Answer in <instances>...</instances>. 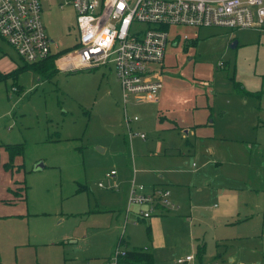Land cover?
<instances>
[{"label":"rangeland","instance_id":"374dc122","mask_svg":"<svg viewBox=\"0 0 264 264\" xmlns=\"http://www.w3.org/2000/svg\"><path fill=\"white\" fill-rule=\"evenodd\" d=\"M43 17L53 50L74 49L73 6ZM181 27L156 68L183 100L209 98L210 134L161 124L156 100L125 104L112 66L42 74L0 34V264H104L122 236L150 244L156 264L188 253V264H264V208L249 203L243 219L231 196L264 165V85L234 89L264 80V29ZM125 105L146 137H130ZM134 176L147 191L169 183L178 208L139 220L146 205L127 210Z\"/></svg>","mask_w":264,"mask_h":264},{"label":"built area","instance_id":"2783aa9c","mask_svg":"<svg viewBox=\"0 0 264 264\" xmlns=\"http://www.w3.org/2000/svg\"><path fill=\"white\" fill-rule=\"evenodd\" d=\"M76 11L79 39L74 49L54 51L43 17L45 6ZM172 26H220L228 29H264V0H0V34L27 62H41L59 53V63L66 69L112 66L121 84L124 102L153 101L164 86L158 63L164 59L170 42L178 44V29ZM183 38L188 39L184 33ZM126 109L130 137H146L133 131ZM115 172V170H112ZM144 204L142 218L176 210L170 187L158 185L146 191V185L132 179L128 208ZM128 247L119 243L104 264H120ZM193 254L178 257V264H188ZM213 264H218L214 262Z\"/></svg>","mask_w":264,"mask_h":264},{"label":"crops","instance_id":"0c3cea01","mask_svg":"<svg viewBox=\"0 0 264 264\" xmlns=\"http://www.w3.org/2000/svg\"><path fill=\"white\" fill-rule=\"evenodd\" d=\"M188 27L189 26H185L183 28L181 27V30H183L184 28L188 29ZM218 27H220V26H218ZM192 28H199V27H190L189 29H192ZM222 28L228 29L226 27H222ZM193 30H195V29H193ZM188 34H190V33H188ZM167 50H168V48H167ZM58 63H59V60L57 58V64ZM57 67H59L58 70H66L64 67L60 68L59 65H57ZM161 77L163 78V75H161ZM164 78H165V76H164ZM245 84L247 87V88H245L247 92L243 93L242 95H244V94L255 95V94H258V92L260 91L259 88L263 87L264 80H263V78L261 80H259V82L257 80V82L254 85H248L247 82H245ZM249 88L252 90H250ZM174 89H176L175 86L168 85V84L164 83V86L160 90V93L158 94V98L155 101L159 107V113H160L159 117L161 118V122H162L161 124L166 125L168 127H173V128H176V127H178V128H190V129L193 128L194 131L195 130H203L204 132L210 134L211 129H210L209 125L211 124V120H209V118L211 117V112H210L211 103H209V98L206 97L205 99H203V97L200 93L199 94L196 93L192 99L188 98V96H190V95H187L184 98L186 100H183L181 97H178V92L176 90L174 93ZM253 89H258V90H253ZM138 120H133L131 122V125L133 122L138 121ZM201 124H205V127L202 129L199 128V125H201ZM132 128H133V126H132ZM0 151H3V154H1V155L4 156V149L2 148ZM253 171H254V169H253ZM258 177L260 178L261 182H260V184H255ZM250 180H251V182H250ZM158 185H164V186L169 187V183H166V182L155 183L152 187L154 188ZM243 186H238V187H235L234 189H232L231 192H233V194L231 196H232V200L234 201V205L236 207V210H238L239 208L242 207V212H241L242 218L247 219V218L252 216V207L249 203H253L255 209H257L259 211H262L264 208V165L260 166V167H256L255 172L251 173L249 180L247 182H245L243 184ZM1 196L4 197V190L2 191ZM2 200H4V198H2L0 200V202H3ZM214 204L215 203H213V206H214ZM166 212H168V211H166ZM166 212L164 211V212L160 213V215L166 214ZM155 215H157V214H155ZM138 218H139V220L140 219H148V218H142L141 216L140 217L138 216ZM123 237H124L123 242L128 247V245L130 244V241L127 238H125V236H123ZM153 243L157 244L155 238L153 240ZM135 248H144L145 250H149V249L151 250V245L146 244V245L141 246V247L134 245L132 248L128 247L129 250H132ZM114 249L115 248H113V250ZM113 250L111 251V253L108 256L105 257V259H107L111 256ZM124 261L125 260H123L121 262H124ZM227 264H231V262H229ZM237 264H244V263L239 262Z\"/></svg>","mask_w":264,"mask_h":264},{"label":"trees","instance_id":"16d2710c","mask_svg":"<svg viewBox=\"0 0 264 264\" xmlns=\"http://www.w3.org/2000/svg\"><path fill=\"white\" fill-rule=\"evenodd\" d=\"M58 54L59 53L51 55L49 58L41 62H29L31 64H27V66L28 65L34 66L39 73L49 75L52 72L58 70V67H57ZM234 89L236 90V92L240 94L247 92L245 87L240 82H235ZM5 164L7 165L8 163L5 162ZM26 191H27L26 186H24V189H21L17 191L16 193L18 196H21L22 198L26 199V193H27ZM123 240H124V237L122 236L121 243H124ZM0 260H1V252H0ZM123 260L128 261L131 264H156L155 257H154L152 250L150 249L145 250L144 248H135V249L129 250L128 254L122 259V261Z\"/></svg>","mask_w":264,"mask_h":264},{"label":"water","instance_id":"95a60500","mask_svg":"<svg viewBox=\"0 0 264 264\" xmlns=\"http://www.w3.org/2000/svg\"><path fill=\"white\" fill-rule=\"evenodd\" d=\"M236 43H237V41H236V40H234V41H233V43H231V46H234V45H236ZM39 166H40V167H43V166H44V163H41Z\"/></svg>","mask_w":264,"mask_h":264}]
</instances>
